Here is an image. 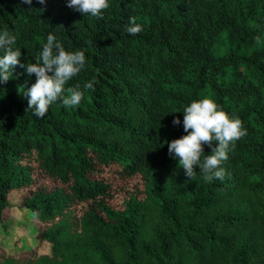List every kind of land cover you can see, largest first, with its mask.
I'll return each mask as SVG.
<instances>
[{"label": "trees", "instance_id": "obj_1", "mask_svg": "<svg viewBox=\"0 0 264 264\" xmlns=\"http://www.w3.org/2000/svg\"><path fill=\"white\" fill-rule=\"evenodd\" d=\"M101 17L0 0L21 63L49 33L86 57L65 85L80 104L43 118L23 94L35 74L16 66L0 82V225L18 191L39 228L27 247L0 244V264H264V0H109ZM204 97L247 129L211 182L168 154L187 134L184 107Z\"/></svg>", "mask_w": 264, "mask_h": 264}, {"label": "clouds", "instance_id": "obj_2", "mask_svg": "<svg viewBox=\"0 0 264 264\" xmlns=\"http://www.w3.org/2000/svg\"><path fill=\"white\" fill-rule=\"evenodd\" d=\"M23 2L32 4V0ZM38 2L44 5L46 0ZM67 6L83 15L90 14L102 18L101 12L109 7V0H67ZM125 31L134 36L142 31V27L136 23L135 18H130ZM256 41L260 42L259 36ZM15 44L14 35L6 29L0 31V82H7L16 66L23 68L29 76L35 74V83L23 92L28 98L27 110H30L33 116L43 118L49 107L57 101L65 108L80 104L84 95L80 86L66 88L65 85L85 69L84 51H66L56 36L49 33L36 61L21 63V49L14 47ZM94 84L95 78L86 81L83 87L94 90ZM182 112L183 127L187 134L168 143V154L178 159V166L184 170L189 180L196 176V165L199 166L204 180H223L226 172L222 164L228 160V154L235 142L247 135V129L242 127L239 117L230 116L208 97L192 101ZM172 123L176 126L181 121L176 117ZM204 145L211 148L210 154L205 155Z\"/></svg>", "mask_w": 264, "mask_h": 264}, {"label": "rangeland", "instance_id": "obj_3", "mask_svg": "<svg viewBox=\"0 0 264 264\" xmlns=\"http://www.w3.org/2000/svg\"><path fill=\"white\" fill-rule=\"evenodd\" d=\"M21 193L13 192L11 195L15 208L3 225H0V244L9 249L17 247L24 248L31 245L36 240L39 232L37 224L33 221L32 216L20 207Z\"/></svg>", "mask_w": 264, "mask_h": 264}]
</instances>
